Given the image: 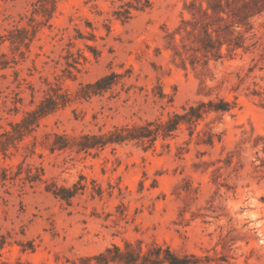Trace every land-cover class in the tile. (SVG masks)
Instances as JSON below:
<instances>
[{"label":"rangeland","instance_id":"374dc122","mask_svg":"<svg viewBox=\"0 0 264 264\" xmlns=\"http://www.w3.org/2000/svg\"><path fill=\"white\" fill-rule=\"evenodd\" d=\"M262 6L0 0V264H264Z\"/></svg>","mask_w":264,"mask_h":264},{"label":"trees","instance_id":"16d2710c","mask_svg":"<svg viewBox=\"0 0 264 264\" xmlns=\"http://www.w3.org/2000/svg\"><path fill=\"white\" fill-rule=\"evenodd\" d=\"M218 6H219V5L216 4L214 7H218ZM250 7H251V6H247V8H250ZM255 7H257V6H255ZM262 9H264V6L259 7L257 11L260 12V11H262ZM112 75H113V74H112ZM112 75H108V76H105V77L101 78L100 80H98V81L96 82V85H97V86H101V85H103V86H101L102 89L107 88V87L110 86L111 83H112V82H108V81L110 80V77H111ZM115 141H116V142H120V141H122V139L120 138V139L115 140ZM93 145H94V144H91V145L88 146V144H86V146H84V147H93ZM66 197H69V196H66ZM114 248H115V250H116V252H117L118 257H122V253L119 252L118 248H116V247H114ZM169 255H171V257H172V260H169V264H187V262H185L184 259H181V258H179L178 256H176V255H174V254H171V253H169ZM96 258H97V259H103V264H108V261H109V260H108L107 258H105V256H104L103 254H100V255L97 256ZM114 259H115V258H112L111 261H114Z\"/></svg>","mask_w":264,"mask_h":264}]
</instances>
